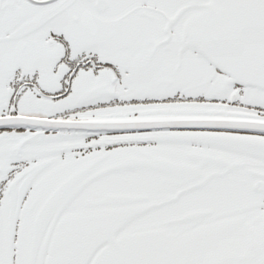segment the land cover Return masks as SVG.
Instances as JSON below:
<instances>
[{
  "label": "snow or ice",
  "instance_id": "obj_1",
  "mask_svg": "<svg viewBox=\"0 0 264 264\" xmlns=\"http://www.w3.org/2000/svg\"><path fill=\"white\" fill-rule=\"evenodd\" d=\"M0 264H264V0H0Z\"/></svg>",
  "mask_w": 264,
  "mask_h": 264
}]
</instances>
